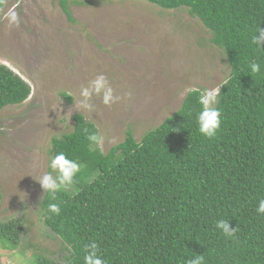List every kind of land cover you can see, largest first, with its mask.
Wrapping results in <instances>:
<instances>
[{
	"label": "trees",
	"instance_id": "trees-1",
	"mask_svg": "<svg viewBox=\"0 0 264 264\" xmlns=\"http://www.w3.org/2000/svg\"><path fill=\"white\" fill-rule=\"evenodd\" d=\"M57 1L73 22L68 2ZM144 1L164 11L186 8L224 53L229 75L215 105L221 126L212 139L198 131L202 89H195L139 141L128 129L103 153L87 139L98 132L95 125L74 115L73 130L51 140L50 154L63 152L80 170L55 199L44 193L42 222L68 251L62 264H84L85 245L93 241L106 264H186L196 255L204 264H264V215L256 213L264 199V47L251 43L257 27L264 28V0ZM252 62L259 73L250 72ZM30 93L0 64V111ZM49 203L60 205L59 215ZM219 220L236 229L232 237L216 228ZM21 228L19 219L0 222V247L15 249Z\"/></svg>",
	"mask_w": 264,
	"mask_h": 264
},
{
	"label": "rangeland",
	"instance_id": "rangeland-1",
	"mask_svg": "<svg viewBox=\"0 0 264 264\" xmlns=\"http://www.w3.org/2000/svg\"><path fill=\"white\" fill-rule=\"evenodd\" d=\"M5 0L0 11V64L30 87L27 101L0 111V222L22 223L15 249L0 247V264H62L66 247L44 226V190L51 140L73 130L76 114L95 125L106 153L130 129L139 141L179 109L195 89L219 87L229 75L222 50L186 8L164 11L144 0ZM16 13L19 25L9 17ZM105 75L121 101L77 110L82 85ZM71 98L68 103L61 97ZM131 93L130 97L125 96Z\"/></svg>",
	"mask_w": 264,
	"mask_h": 264
},
{
	"label": "clouds",
	"instance_id": "clouds-1",
	"mask_svg": "<svg viewBox=\"0 0 264 264\" xmlns=\"http://www.w3.org/2000/svg\"><path fill=\"white\" fill-rule=\"evenodd\" d=\"M9 23L11 25H19L20 20L16 13L10 15ZM251 43L258 47H264V28L257 27L251 36ZM249 68L252 74L261 71L260 64L256 62L250 63ZM222 85L224 84H221L219 87L201 90L198 95V103L201 108L195 119L198 131L209 139L216 136L221 126V113L215 105L217 104V98L220 95ZM93 96L101 97L102 103L108 107H111V105L122 99L121 96L114 94L108 78L103 74L97 75L94 79L89 80L87 85L81 86L79 99L74 103L75 109L78 111H94V105L90 102ZM125 96L130 97L131 93H126ZM87 139L94 146V150L100 149L104 143V137L99 132L89 134ZM49 167L56 173L55 176L49 172L35 180L41 185L44 193H47L51 199H55L57 191L67 189L73 184L74 177L80 170V164L76 160L67 158L63 152H59L50 159ZM60 210L58 203L48 204V211L50 213L59 215ZM256 213L264 215V199L258 201ZM216 228L221 230L226 238L232 237L236 231L235 228L230 227V222L226 220L217 221ZM85 251L84 264H106L99 254V247L95 241L85 245ZM186 264H204V257L203 255H196L194 258L189 259Z\"/></svg>",
	"mask_w": 264,
	"mask_h": 264
}]
</instances>
